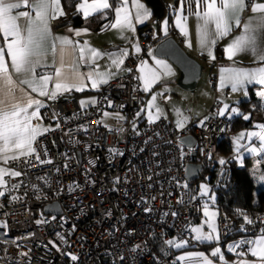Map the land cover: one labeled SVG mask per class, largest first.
Instances as JSON below:
<instances>
[{
    "label": "built area",
    "instance_id": "1",
    "mask_svg": "<svg viewBox=\"0 0 264 264\" xmlns=\"http://www.w3.org/2000/svg\"><path fill=\"white\" fill-rule=\"evenodd\" d=\"M154 20L150 14L136 29L140 51L125 58L124 73L99 85L95 104L79 109L71 96L45 101L39 115L53 130L34 145L40 160L34 154L5 164L21 176H9L0 189L5 191L0 196L2 263L176 264L177 248L165 240L206 249L194 241L189 229L199 216V202L184 175L191 150L177 138L194 137L196 162L215 160L219 143L229 136L230 119L218 114L219 104L212 100L202 120H187L181 129L167 113L153 124L137 123L142 98L136 66L164 36L155 30ZM69 22L63 15L50 20V27ZM105 112L115 116V124L99 120ZM14 184L20 187L12 188ZM48 202H55L58 212H44L42 206ZM217 212L215 243L231 255L236 256L228 251L229 245L264 233V209L247 215L252 224H245L243 218L237 223L225 211ZM70 254L78 260L72 261Z\"/></svg>",
    "mask_w": 264,
    "mask_h": 264
},
{
    "label": "snow or ice",
    "instance_id": "2",
    "mask_svg": "<svg viewBox=\"0 0 264 264\" xmlns=\"http://www.w3.org/2000/svg\"><path fill=\"white\" fill-rule=\"evenodd\" d=\"M197 11L195 15L198 20H202V24L197 26V39L202 49L208 50L210 58L215 59L212 52V47L222 38L229 35L233 30V26H240V13L247 7L246 0H195ZM133 13L129 10L128 0H118L116 7L113 9L110 0H81L76 4L77 13H82L85 18L93 14L105 13L108 10L114 11L115 18L104 28H111L121 32H135L133 19L135 24L143 23L149 17V12L139 0H132ZM21 8L30 9V11H18L14 15V11ZM203 8V11L200 9ZM251 11L253 13H264V3H252ZM65 15L61 0H0V36L3 37V43L0 45V161L7 164L9 160H19L21 157H31L34 154L37 160L40 156L37 154V149L34 146L39 137L45 135L53 129L45 127L42 124V117L39 115L40 109L44 107V103L34 98L20 85H27L32 93H36L39 97H47L55 99L58 94L68 92L72 89L82 91L85 86V81H90L93 89H97L99 85L108 83L116 73L112 71L100 72L89 71L81 73L79 64L76 63V58H73L72 63H66V57L71 56L69 49L78 50V60L80 64H94L95 60L104 55L96 49L88 47V42L84 41L81 46L79 42H74L68 37H53L50 29V20H55L60 16ZM25 18L27 26L23 29L19 26V19ZM187 18L184 17L183 20ZM176 26L181 31V34L187 36V28L182 23V18L177 15ZM214 26V30L210 28ZM264 28V16L258 18V24L254 27L251 22L243 25L241 35L235 37L224 49L226 58L232 59L241 52L251 51L258 60L264 62V52H261L257 47L256 32L258 29ZM103 30V29H102ZM69 31H73L69 29ZM87 32V29L76 30L75 35L80 36L81 33ZM167 34L166 22L164 28ZM51 39V54L53 62L51 65L44 63L47 56L46 43ZM59 45V47H57ZM135 51L140 49L137 45H133ZM59 56V64H56V56ZM5 55L10 59V66L6 62ZM111 61V66L118 71L123 70L122 65L125 63V58L128 57L127 49L120 50V54H108ZM156 69L150 68L145 61L137 66V71L140 73L136 77L142 85L144 92H149L154 84H156L161 75H170L171 68L162 60H156ZM40 67H52L54 73L38 74L37 69ZM98 68V66H97ZM131 71V69H127ZM226 75L222 77V81L227 79L233 90L245 82H256L264 85V66L257 67L252 70L244 69H224ZM13 74L23 75L25 78L17 82ZM53 82V87L49 90V83ZM17 91L20 95L17 96ZM153 94L151 99L147 101V119L149 124H153L162 117V109L156 104L157 96ZM264 95V93H262ZM81 107L87 104H95L96 101H81ZM109 106L111 103L109 102ZM154 109V111H153ZM228 105L220 108L218 114L225 115V110ZM137 113V116L141 112ZM178 119L176 121L177 129L184 127L187 122V117L176 110ZM232 113H236L237 109L232 108ZM110 113L105 112L104 116H109ZM117 119L123 120L124 117L116 114ZM248 120V116H244ZM97 123H100L99 121ZM203 121H201V124ZM59 127V124L56 125ZM135 128V125H133ZM261 131L241 132L236 137L235 142L238 145L239 152L240 140L245 137L252 141L253 138L259 141L258 147H247L250 154L258 152L264 153V125H259ZM115 151V150H111ZM12 155H9V154ZM42 163H51V161H41ZM224 164V160H220ZM11 177L21 176V172L0 167V189L6 187L4 176ZM261 182H264V175L258 177ZM20 185L14 184L12 188H18ZM182 187L187 188V184ZM5 191L0 190V196H4ZM200 196H208L209 190L206 185L201 184L199 189ZM16 199V197H13ZM192 199H196L195 196ZM214 202L215 197H211ZM182 202V201H178ZM167 215V214H166ZM173 216L177 213L173 212ZM203 215L206 219L199 227L191 228V232L195 233L194 239L197 241H218L219 233L216 223L218 212L210 210L209 204L203 205ZM243 217L245 224H252L253 221L243 212H239ZM37 223H40L37 221ZM204 225L207 226V231L204 230ZM164 243L169 247L180 248L186 241L177 242L174 239L165 240ZM247 246V251H238V249ZM140 245H137L133 251H136ZM228 251L235 254L237 257L251 255L256 258L254 261L247 260L236 261V264H264V233L252 240H241L228 246ZM212 257H218L221 262H224V256L221 254L219 247L211 252ZM72 261H77L76 255L70 254ZM177 261L185 262V264H214V261L209 259L203 253H188L176 257Z\"/></svg>",
    "mask_w": 264,
    "mask_h": 264
},
{
    "label": "crops",
    "instance_id": "3",
    "mask_svg": "<svg viewBox=\"0 0 264 264\" xmlns=\"http://www.w3.org/2000/svg\"><path fill=\"white\" fill-rule=\"evenodd\" d=\"M166 1H169V0H166ZM89 2H91V0H89ZM139 2L141 4H143L144 7L149 12V14H151L149 8L143 3V1L139 0ZM190 2H191V4H194L196 6L195 0H193V2L192 1H190ZM77 3H80V0H78L76 2V4ZM117 3H118V0H114V2L112 3L113 9L116 7ZM252 3H264V0H246L247 7L245 8V10L242 13H240V26L237 27L234 25L233 30L230 32V34L225 36L224 38L220 39L216 43L221 48V54L224 58V62H222V63L216 61V58L215 59L210 58L208 55V50L202 49L200 47V44H199L198 39H197V26H198V24H202L203 21L198 20L197 16L195 15V12L197 10H192V11L187 12V10H186L187 6L185 7V4L181 0H177L176 5L173 8V13L171 16L170 23L169 24L166 23L167 32H168V30H171L172 32H174V34L177 37L176 40L178 41V43L181 45V47L184 49L185 52H187L189 55L193 56L198 61L200 59H205V61L213 63L212 71L214 72V74L212 77H213L214 89L216 88L219 90V92H223L222 96L224 97L221 100V102L218 101L219 107H218L217 111H219L220 108H223L225 104L228 105V108H229V106L232 105L231 103L236 101V98L238 96H240L242 94H245V95L248 94V88H250L252 91L254 90L252 88H256L254 90V93L260 97L262 95V92H260V91L264 90V85H260L256 82H245L243 85L238 86L237 89L234 91L231 83L227 79H224L222 81V77H224L226 75V73L223 72L224 69L252 70V69H255L257 67L264 66V62L258 60L257 57L255 55H253V53L251 51L241 52V53L237 54L236 56H234L232 59L226 58V55L223 51V49L235 37L242 34L244 24L251 22V24L255 27L258 24V18L261 16H264V13H253L251 11ZM76 4H75V9H76ZM131 5H132V0H128L129 10L133 13V16H134L135 10L132 9ZM200 10L203 11V8ZM18 11H30V9L21 8L19 10L14 11L13 14L17 15ZM79 14L82 17H84L82 13H79ZM177 15H179L182 18V23H184L186 25L187 36L181 34V31L176 26ZM184 17H186L187 19L183 20ZM114 18H115L114 11H111L110 16L103 23H101V25H98L95 28L91 27V25H92L91 23H82L79 25H70V24L66 23V24L56 26V27H50L53 37H68L70 40H72L74 42H79V44L81 46L84 45V41H87L88 47L94 48L98 52L104 54V55H101L100 57H98L95 60L94 64H91V65L80 64L79 60H78L79 51L78 50L73 51L72 49H69V52H71V56L66 57V63H72L73 58H76V63L79 64V71L81 73H88L89 71H100V72L112 71V72L116 73L113 77H115L116 75H119L121 73H124L126 68L123 65H122L123 70L118 71V72L115 69V67L111 66V61H110V57L108 54H110V53L120 54V50L127 49L129 52L128 57L136 55L137 51H135V48L133 47V45H137L136 40H135V33H136V29L139 26H141L144 22L140 23V24H135V20L133 19L135 32L133 33L130 31H125L123 34H121V32L118 30L111 29V28H107V29L104 28V25H106L110 21L114 20ZM18 23H19V26L21 27V29H23L27 26V21L25 18H20ZM158 27H159L158 33L165 35V31L160 28L159 22H158ZM164 28H165V26H164ZM210 28H212L214 30V26H210ZM69 29H72L73 31H69ZM83 29H87L88 31L87 32L82 31L80 36L75 35L76 30H83ZM256 40H257L258 49L261 52H264V28H260L257 30ZM2 43H3V37L0 36V45H2ZM215 45L211 49L213 54H214ZM45 47L47 49L48 54L45 57L44 63L46 65H51L53 62V56L51 54V39L46 43ZM57 47H59V45H57ZM214 57H215V55H214ZM5 59H6V62L10 66V59L7 57V55H5ZM55 59H56V64L58 66V64H59L58 54H57ZM156 60L164 61L171 68V74L167 75V76L161 75L159 81L152 86V88L149 90V92H144L142 90L141 82L136 78L140 75V73L137 71V66L140 65L141 62L139 64H137L136 72H135V79H136L137 86L141 92V98H142V103H141V106L139 107L137 113L141 111V108L145 109V111L141 112V114L139 116H137V123L148 122V119H147V101L151 99L153 94H160L157 96L156 104L162 109V113H167L169 115L171 121L176 125V121H177L178 117L175 118V116L174 117L172 116V114L170 112L171 106L173 104H175L176 107H179V104L181 103V98L185 93L182 91L181 87H179L175 83L174 79L176 76V71L167 59H165L163 57H156V56L152 55L151 52H149V53H147V55L145 56V58L142 61L147 62L148 66L150 68L156 69V67H157L155 64ZM199 62L201 63V61H199ZM97 66H98V68H97ZM37 73L38 74L54 73V68H52V67H40L37 69ZM13 77L17 82H19L20 80L25 78L23 75H16V74H13ZM20 87L24 88V90L26 92H28L30 95H32L34 98L40 99L43 103H45V101L49 100L47 97H39L36 93H32L31 89L28 88L27 85H20ZM52 87H53V82H50L49 83V90H51ZM244 87H246V89L243 92L242 89ZM96 90L97 89L92 88L91 82L86 80L85 86H84L82 91H76L75 89H72L68 92L58 94L57 97L64 96L67 93L75 92L77 94L74 95V98L76 99V102L78 104V108L84 109V108L88 107L90 104H87L84 107H81L80 102L82 100L83 101H90V100L95 99ZM16 94H17V96H19L20 95L19 91H17ZM79 99L81 100L80 102H79ZM226 110H225V113H226ZM153 111H154V109H153ZM204 113H205V115L207 114V106H206V110L204 111ZM103 115L100 117L99 120L102 121L103 124H108V123H104V121H106V120L101 119L103 117ZM205 115H204V117H205ZM244 116H245V114L242 117H244ZM187 120H191V119L188 118ZM111 121H113L115 123V116H113L111 118ZM191 121L195 122L194 120H191ZM42 124L45 127H50V124L47 123L46 121L42 120ZM232 132L233 131H230V133H232ZM230 133H229V135H230ZM9 155H12V154L10 153ZM217 156H223V154L220 153ZM2 162L3 161H0V167L2 165L5 166ZM5 168L11 169L7 166H5ZM9 176L10 175L4 176L5 184H6V180ZM200 214H201V212L199 209V216H200ZM199 216L193 222L198 221ZM260 235L261 234L253 236L251 238V240L255 239L256 237H258ZM194 236H195V234L193 233V239H194ZM194 241L198 242L195 239H194ZM215 242L216 241H214V242L213 241L212 242H207V241L199 242L201 244L202 243H204V244L208 243V246L206 247L205 250H200L197 248H188V247H183V246L180 248H177L175 260H176V257L181 256V255H186L188 253H203L205 256H207L209 258V255L211 254L212 250H210L208 247L210 245L214 244ZM246 251H247V248H246ZM221 254L224 256V262H221L218 259V257H214L211 259L214 261V264H236V261L238 259L247 260L249 262H252L256 259V258L252 257L251 255H246L243 257H237L234 255H231L228 252H225L222 248H221ZM0 264H4V263H2L0 261ZM176 264H185V262H181V261L176 260Z\"/></svg>",
    "mask_w": 264,
    "mask_h": 264
},
{
    "label": "trees",
    "instance_id": "4",
    "mask_svg": "<svg viewBox=\"0 0 264 264\" xmlns=\"http://www.w3.org/2000/svg\"><path fill=\"white\" fill-rule=\"evenodd\" d=\"M77 1L78 0H61L62 9L65 15L70 18V22L68 23L70 25L91 23V27L95 28L96 26L101 25V23H103L111 14V10H108L106 12L107 18H105V13L103 12L93 14L88 18L82 17L75 9ZM181 1L185 4V7L187 6V12L197 10V6L190 2H193V0ZM113 2L114 0H110L111 5ZM161 2L163 5L162 16L165 15V21L169 24L177 0H161ZM158 20L159 19L154 20V27L157 32L159 31ZM167 34L177 39L176 36H174V32L171 30H168ZM214 55L216 61L221 63L224 62L221 48L218 44L214 47ZM199 61H201L203 67L208 66L211 70L213 63L207 62L205 59H200ZM75 94L77 93H67L64 97H74ZM236 105L239 107V112L236 115L229 116V131H234L239 127H249L252 121V116L255 113L262 114V124L264 125V100L256 95L250 88H248L247 97L237 101ZM244 114H247L249 117L248 120H245L244 117H242ZM217 149L223 154L224 157L222 160H224L225 163L221 164L220 161L217 162L216 160L202 162L196 178L188 182L189 190L190 192L195 193V181L206 176V180L211 184V190L215 197L212 205L215 207L216 211L223 210L234 218L237 223H240L243 217L239 215V212L251 215L264 209V185H259L255 179L252 162L248 159L249 156L244 157L243 163L240 165H238L236 160L232 158L231 145L228 136L223 137ZM262 158V155L258 158V165L260 171L264 174V161ZM204 245L208 246V243H205Z\"/></svg>",
    "mask_w": 264,
    "mask_h": 264
},
{
    "label": "rangeland",
    "instance_id": "5",
    "mask_svg": "<svg viewBox=\"0 0 264 264\" xmlns=\"http://www.w3.org/2000/svg\"><path fill=\"white\" fill-rule=\"evenodd\" d=\"M81 2V0H80ZM159 24H160V28L162 30H164V26H165V15H163L161 18H159L158 20ZM154 25V23H153ZM213 74L214 72L212 71V68L210 70V68H208V66H205L201 69L200 71V75L198 77V79L196 80L193 90L192 91H188L185 90L183 88L182 91L185 93L182 98H181V103L179 104V107H176L175 104H173L171 106V114L172 116L175 118L178 117L177 116V112L176 110L179 109V111L181 113H183L184 116H186L187 118H190L191 120H194L195 122H199L201 119L204 118V111L206 110V106H207V112H208V107L209 104L212 102V100L215 101H219L221 102V100L224 98L222 96L223 92H219L218 89H214V87L211 86V78L213 79ZM246 89V87H244L242 89V91L244 92ZM252 89H256V88H252ZM253 90V92H254ZM262 93H264V90L260 91ZM247 97V94H242L240 96H238L236 98V101H234L233 103H231L232 105L229 106V108L226 110V115L230 116V115H236L239 112V107L236 105V102L242 99H245ZM262 100H264V95H261ZM81 100L79 99V102ZM218 102V103H219ZM232 108H236L237 112L236 113H232L231 109ZM247 116V114L245 115ZM113 116L109 115L107 117H105L103 115V117L101 118L102 120H106L104 121V123H108V125L111 124H115L113 121H111V118ZM259 125H263L262 124V114H253L252 116V121L249 127H239L238 129L234 130L232 133H230V135L228 136V140L229 143L231 145V153H232V158L234 160H236L237 164L240 165L243 163V159L244 157L249 156V160L252 162V169L254 172V177L257 180L259 185H264V182H261L258 177L261 175H264L259 168L258 165V158L262 155L263 158L262 160L264 161V153H256V154H250L246 149L247 147L251 146V147H258L259 145V141L256 140L255 138H253L252 141H249L246 137L242 140H240V147H239V152L237 151L238 145L235 142V139L237 136H239V134L241 132H249V131H261V128L258 127ZM224 156H216L215 160L217 162H219L220 160L223 159ZM260 160V159H259ZM3 163V162H2ZM4 164V163H3ZM5 165V164H4ZM6 166V165H5ZM5 166H1L4 167ZM11 170V169H10ZM204 184L207 186L208 190H209V195L208 196H200L199 195V189H200V185ZM194 187H195V194L198 198V202H199V209H200V216L198 221L192 222L189 226V229L191 230V228L193 227H199L202 225V222L206 219V217H204L203 215V205L205 203L209 204V208L210 210H214L216 211L215 207L212 205L213 201L211 199V197L213 196V191L211 190V184L206 180V176H204L203 178H199L195 181L194 183ZM204 230L207 231V226L204 225ZM195 234V233H194ZM215 241V240H214ZM213 241V242H214ZM199 242H204V241H198ZM212 242V241H211ZM219 247L216 243L210 245L208 248L210 250H214L215 248ZM220 248V247H219ZM221 249V248H220Z\"/></svg>",
    "mask_w": 264,
    "mask_h": 264
},
{
    "label": "water",
    "instance_id": "6",
    "mask_svg": "<svg viewBox=\"0 0 264 264\" xmlns=\"http://www.w3.org/2000/svg\"><path fill=\"white\" fill-rule=\"evenodd\" d=\"M149 8L152 16L159 19L163 14L161 0H142ZM152 55L163 57L171 63L176 71L175 83L188 91H192L196 80L200 75L203 65L193 56L189 55L178 41L171 35H164L157 40L151 50ZM178 141L186 148L190 149V160L185 165L184 175L186 180L192 181L196 178L201 164L195 161L192 148L194 147V137L190 134L179 136ZM42 210L47 212L53 210L58 212L55 202H48L42 206Z\"/></svg>",
    "mask_w": 264,
    "mask_h": 264
}]
</instances>
